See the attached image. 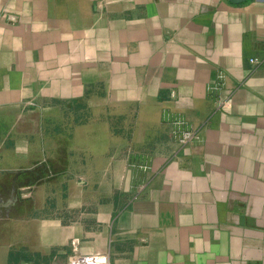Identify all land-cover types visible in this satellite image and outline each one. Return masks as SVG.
Segmentation results:
<instances>
[{"label":"crops","instance_id":"1","mask_svg":"<svg viewBox=\"0 0 264 264\" xmlns=\"http://www.w3.org/2000/svg\"><path fill=\"white\" fill-rule=\"evenodd\" d=\"M0 134L65 157L49 263L264 264V0H0Z\"/></svg>","mask_w":264,"mask_h":264},{"label":"rangeland","instance_id":"2","mask_svg":"<svg viewBox=\"0 0 264 264\" xmlns=\"http://www.w3.org/2000/svg\"><path fill=\"white\" fill-rule=\"evenodd\" d=\"M5 142L0 139V264H52L53 251L37 250L38 218L59 215L69 191L67 174L59 172L65 157L50 148L41 158L37 150L11 155Z\"/></svg>","mask_w":264,"mask_h":264},{"label":"built area","instance_id":"3","mask_svg":"<svg viewBox=\"0 0 264 264\" xmlns=\"http://www.w3.org/2000/svg\"><path fill=\"white\" fill-rule=\"evenodd\" d=\"M252 62L258 61L257 57H250ZM194 133L192 130L187 129L181 133L180 139L183 142H187L192 139ZM74 264H109L107 255L101 253L78 255L74 258Z\"/></svg>","mask_w":264,"mask_h":264}]
</instances>
